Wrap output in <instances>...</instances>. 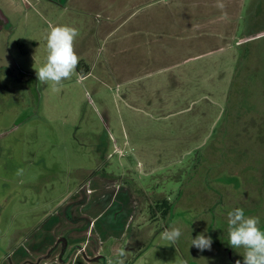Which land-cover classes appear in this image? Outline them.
<instances>
[{
    "label": "rangeland",
    "instance_id": "rangeland-1",
    "mask_svg": "<svg viewBox=\"0 0 264 264\" xmlns=\"http://www.w3.org/2000/svg\"><path fill=\"white\" fill-rule=\"evenodd\" d=\"M168 2L160 4L161 23L171 30L161 25L144 33L142 48H125L135 16L160 7L131 10L109 43L118 46L75 48L78 57L90 56L79 60L90 74L76 68L59 91L37 80L48 55L41 34L51 30L40 16L33 12L37 38L24 23L12 36L0 31V259L92 170L135 196L124 264H227L219 246L229 245L228 212L242 208L255 217L249 206L257 201L264 220V193H256L264 192V0L251 9L242 2L239 17L212 16L239 25L242 41L230 45L209 24L196 32L174 28L188 15V0ZM162 205L171 207L169 217ZM173 225L182 235L170 244L161 234ZM198 234L214 238L211 251L191 246Z\"/></svg>",
    "mask_w": 264,
    "mask_h": 264
},
{
    "label": "crops",
    "instance_id": "crops-1",
    "mask_svg": "<svg viewBox=\"0 0 264 264\" xmlns=\"http://www.w3.org/2000/svg\"><path fill=\"white\" fill-rule=\"evenodd\" d=\"M164 1L170 2L0 0V31H7L8 34L11 33L9 36H12L24 23L26 28L34 33L33 38H37L35 35L40 26L37 16L33 14L35 12L50 29L54 24L79 29L82 36L74 40V49L89 51L98 46L112 49L117 44L109 43L113 36L122 30L123 23H118L125 14L134 9L144 11L146 8L160 7ZM191 1L188 0V15L178 21L174 28L185 24L190 32H196L202 28L205 30V25L209 24L212 26L208 29L215 33L217 40L227 45L242 41L239 37V25L225 26L222 25L223 16L216 19L212 16L233 11V14L239 17L238 14L245 6L243 3L246 0H197L196 3ZM253 2L254 0H249L250 9ZM161 11L160 7L149 10L147 15L144 12L137 13L135 21L127 26L126 33L122 36V43H130L125 45V48L131 46V49H140L144 46V33L155 32L162 25ZM146 20L150 22L149 25L145 23ZM97 21L102 22L93 27ZM162 26L167 31L171 30L169 26ZM250 28L254 31L255 27ZM46 38L47 34L42 33V44H45ZM23 39V42L29 40L28 37ZM135 57L138 58L139 54L136 53ZM89 59L88 53L79 55V60L84 63H88ZM89 74L90 72L87 75ZM78 186L73 194L60 202L56 211L51 212L33 229L12 240L6 246L7 251H1L3 255L0 264H103L104 259L105 264H113L119 252H125L130 240L129 231L136 221L137 214L135 196L125 184L99 170L88 173Z\"/></svg>",
    "mask_w": 264,
    "mask_h": 264
},
{
    "label": "clouds",
    "instance_id": "clouds-1",
    "mask_svg": "<svg viewBox=\"0 0 264 264\" xmlns=\"http://www.w3.org/2000/svg\"><path fill=\"white\" fill-rule=\"evenodd\" d=\"M223 7V5H219ZM79 32L74 27L52 26L47 34V60L36 70L37 80L50 83L53 90L59 91L62 81L71 79L79 63L74 49V40ZM229 246L233 249L243 248V264H264V231L259 227L260 218L246 216L242 208L228 212ZM207 231V230H206ZM182 235V228L173 225L161 234L162 239L175 244ZM212 238L198 234L191 240V246L198 250H212ZM125 252L121 250L113 264H124ZM236 264H241L239 260Z\"/></svg>",
    "mask_w": 264,
    "mask_h": 264
},
{
    "label": "flooded vegetation",
    "instance_id": "flooded-vegetation-1",
    "mask_svg": "<svg viewBox=\"0 0 264 264\" xmlns=\"http://www.w3.org/2000/svg\"><path fill=\"white\" fill-rule=\"evenodd\" d=\"M261 179V178H260ZM264 179V178H263ZM261 188H263V187H261ZM256 193H258L257 195L258 196H260V195H262L264 192H256ZM254 201H250V206H249V211H256V209H257V211H258V213L257 212H255L256 214H255V217L257 216H259V214L261 213V209L263 208L262 206H260L261 204H258L257 203V201H256V207L255 208H253V209H250V207H251V204L253 203ZM211 208H213V207H210L209 209H211ZM212 211V210H211ZM211 218L213 219V223L211 222V226L209 227V229H213V224H214V221H216V219L213 217V216H211ZM262 224H264V220L262 219V220H260V225H259V227H260V229H262ZM214 240V238H212V241ZM220 248H222L224 251L223 252H227L228 253V259H227V264H232V263H234V264H236V261L237 260H239L240 262H241V264H243V262L240 260V258H243L242 256H243V253H241V256H240V253H239V248L238 249H233V248H231L229 245L228 246H224L222 243L220 244V246H219ZM233 252H236V255L235 254H233ZM229 258H231V260H229ZM219 262V261H218ZM218 264H220V263H218Z\"/></svg>",
    "mask_w": 264,
    "mask_h": 264
},
{
    "label": "trees",
    "instance_id": "trees-1",
    "mask_svg": "<svg viewBox=\"0 0 264 264\" xmlns=\"http://www.w3.org/2000/svg\"><path fill=\"white\" fill-rule=\"evenodd\" d=\"M81 64H84V63L83 62H79L78 66H77V70H78V72H80L81 75L86 76L90 72V68H87L86 70H82L81 71ZM261 134H262L261 137L263 139L264 138V130H263V132ZM160 209H162L161 213L163 214V216H165V217H169L170 216V214H171V207L170 206L162 205ZM155 210H153V213L154 212L155 213L158 212V211H155Z\"/></svg>",
    "mask_w": 264,
    "mask_h": 264
}]
</instances>
